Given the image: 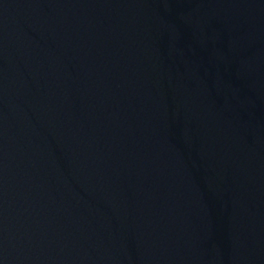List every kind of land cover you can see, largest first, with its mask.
I'll return each mask as SVG.
<instances>
[{"label":"water","instance_id":"obj_1","mask_svg":"<svg viewBox=\"0 0 264 264\" xmlns=\"http://www.w3.org/2000/svg\"><path fill=\"white\" fill-rule=\"evenodd\" d=\"M0 264H264V0H0Z\"/></svg>","mask_w":264,"mask_h":264}]
</instances>
